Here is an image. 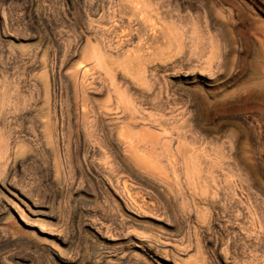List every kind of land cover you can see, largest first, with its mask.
<instances>
[{"label":"rangeland","instance_id":"rangeland-1","mask_svg":"<svg viewBox=\"0 0 264 264\" xmlns=\"http://www.w3.org/2000/svg\"><path fill=\"white\" fill-rule=\"evenodd\" d=\"M1 97L0 264H264V0H0Z\"/></svg>","mask_w":264,"mask_h":264},{"label":"bare ground","instance_id":"bare-ground-1","mask_svg":"<svg viewBox=\"0 0 264 264\" xmlns=\"http://www.w3.org/2000/svg\"><path fill=\"white\" fill-rule=\"evenodd\" d=\"M129 1V0H128ZM137 7V6H136ZM120 11V10H119ZM119 38V37H118ZM96 50V49H95ZM138 50V49H137ZM92 51V50H91ZM93 52V51H92ZM92 54V53H91ZM95 54V53H94ZM98 54H96V56H97ZM99 55H100V53H99ZM102 56V55H101ZM98 57V56H97ZM106 57V56H105ZM98 59V58H97ZM95 60H96V57H95ZM99 62H101L100 60L98 61V63ZM97 63V62H96ZM99 65H100V63H99ZM100 67V66H99ZM98 67V68H99ZM105 67V66H104ZM107 68V67H106ZM111 80H112V77H111ZM92 81V80H91ZM114 81V80H113ZM113 83V82H112ZM115 86V85H114ZM115 92V91H114ZM116 93V92H115ZM2 96H3V94H2ZM118 97H120V96H118ZM122 97V96H121ZM121 97L119 98V99H121ZM123 98V97H122ZM0 99H2V101H4L3 100V98L1 97ZM5 100H6V98H4ZM96 100V99H95ZM1 101V100H0ZM110 103V102H109ZM0 104H3V103H0ZM108 104V103H107ZM1 106V105H0ZM119 106V105H118ZM2 107V106H1ZM108 108V107H107ZM1 109V108H0ZM108 110H109V108H108ZM107 110V111H108ZM125 113V112H124ZM104 115V114H103ZM122 115V114H121ZM86 120V119H85ZM112 131V130H111ZM107 134V133H106ZM91 137V136H90ZM102 139V138H101ZM118 142V141H117ZM5 147V146H4ZM9 147V146H8ZM125 152V151H124ZM4 155V154H3ZM2 157V156H1Z\"/></svg>","mask_w":264,"mask_h":264}]
</instances>
